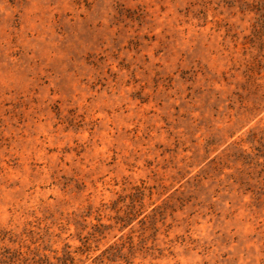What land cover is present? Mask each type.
Wrapping results in <instances>:
<instances>
[{"label": "rangeland", "instance_id": "1", "mask_svg": "<svg viewBox=\"0 0 264 264\" xmlns=\"http://www.w3.org/2000/svg\"><path fill=\"white\" fill-rule=\"evenodd\" d=\"M0 264H264V0H0Z\"/></svg>", "mask_w": 264, "mask_h": 264}]
</instances>
